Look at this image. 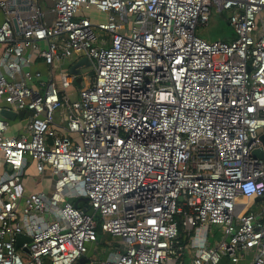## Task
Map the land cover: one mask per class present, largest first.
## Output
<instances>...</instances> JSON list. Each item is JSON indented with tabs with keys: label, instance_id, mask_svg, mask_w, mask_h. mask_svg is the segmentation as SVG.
<instances>
[{
	"label": "built area",
	"instance_id": "built-area-1",
	"mask_svg": "<svg viewBox=\"0 0 264 264\" xmlns=\"http://www.w3.org/2000/svg\"><path fill=\"white\" fill-rule=\"evenodd\" d=\"M212 9L230 11L232 41L195 33ZM52 10L47 22L39 0H0V107L29 111L16 135L0 115V264H75L99 228L120 241L101 264H237L250 253L247 264H264V157L252 154L264 133V0ZM83 56L94 74L72 99L77 75L60 69L56 84L54 64ZM32 162L48 191L26 192ZM241 197L260 208L241 209ZM213 224L222 235L209 244ZM20 233L30 240L16 246Z\"/></svg>",
	"mask_w": 264,
	"mask_h": 264
},
{
	"label": "crops",
	"instance_id": "crops-1",
	"mask_svg": "<svg viewBox=\"0 0 264 264\" xmlns=\"http://www.w3.org/2000/svg\"><path fill=\"white\" fill-rule=\"evenodd\" d=\"M55 0H39V3L42 7V10L44 12V20L47 22H51L52 18H53V5H54ZM95 12L97 14H99L100 16L98 18L93 17L91 13ZM85 14H87L93 21H100V20H105L107 18V13L105 12H101L98 11L95 8H90L86 11H84ZM3 19V14L0 11V22ZM41 46L44 47L45 43L42 42ZM2 46H0V52H1ZM33 56H34V63L32 64V69L33 70H40V72L42 73V77L45 78L47 76L48 73V67L47 64L44 62L43 57L41 55L38 54V52L33 51ZM72 62V59H65L63 61H58L54 64V73L56 74L55 78V83L59 84V79L57 77V72L60 69H65L68 68L70 66ZM34 82H38V79L34 80ZM36 83H33L36 85ZM72 87V86H71ZM0 105L2 106H6V103L1 101ZM29 111L27 110H21V111H15L14 112V116L7 118L4 117V119L7 121V129L5 130V134L6 135H16L19 133H22L24 131H26V121H27V117H28ZM59 116H56V119H58ZM7 167V165L5 164L2 155L0 153V175L3 173V170ZM35 176H37V178L39 177L38 173L36 172L35 169V165L34 163H30V165L25 169L24 171V183H25V187H26V192H32V191H36V190H40L36 185L39 183V178L37 180H35ZM41 181H45V179L41 180ZM48 181V180H47ZM240 203H248V207L245 206H241V209H249V210H256L260 208V202L261 199L259 197H250L249 199H246L244 197H241L239 199ZM211 229V228H210ZM210 229L208 230V234H207V241L209 244H214L213 242H209V232ZM101 236V240H104L105 238L109 237L111 240L108 241H112L113 244L111 245V248H109L110 250L108 251L107 254H104L105 256L101 259L97 258L94 256L93 254V250H95L96 245L98 243V235H97V240L91 243H88V249L85 252V254L82 256V260L79 261L77 260V262L75 264H101V261L103 259H105V257L112 252L113 250L116 249V245L120 244L119 239L113 241L112 239H115L116 237H113L112 235L105 233V232H100ZM89 248L91 250H89ZM112 250V251H111ZM251 254V253H250ZM250 254H247L245 256L244 259H242L241 261H239V263L237 264H247L248 262V257L250 256ZM188 256V254L185 255V258ZM221 264H232L230 263L228 260L223 259Z\"/></svg>",
	"mask_w": 264,
	"mask_h": 264
},
{
	"label": "rangeland",
	"instance_id": "rangeland-1",
	"mask_svg": "<svg viewBox=\"0 0 264 264\" xmlns=\"http://www.w3.org/2000/svg\"><path fill=\"white\" fill-rule=\"evenodd\" d=\"M224 14L226 19L222 18L219 15V12H217L215 9H212L210 13L209 20L205 24H198L195 29V33L203 38L206 41H214V40H223L230 42L235 38V32L233 28L227 23V17L230 14L229 10H224ZM92 18H98L100 15L92 12L91 13ZM94 19V18H93ZM94 69L89 70L86 72L87 76L93 75ZM82 77V73L77 75V78L74 79L72 83V87L68 88V92L70 97L73 99L76 97L77 87L80 86V83H78V78ZM39 178V177H38ZM37 176H35V180L38 179ZM40 190H46L48 191L50 189L49 181H39V183L36 185ZM97 220L100 222L99 214L96 215ZM102 232L100 228L98 229V243L96 245L95 250H93V254L95 257L101 259L107 254L108 251L111 248V245L113 244L109 237L105 238L104 240H101V234ZM222 232L219 225H211V229L209 232V242H215L216 240H219L221 238ZM185 239V236H183ZM113 241L118 240V238L112 239ZM89 244H87L88 247ZM89 250H91L89 248ZM187 258V257H186Z\"/></svg>",
	"mask_w": 264,
	"mask_h": 264
},
{
	"label": "water",
	"instance_id": "water-1",
	"mask_svg": "<svg viewBox=\"0 0 264 264\" xmlns=\"http://www.w3.org/2000/svg\"><path fill=\"white\" fill-rule=\"evenodd\" d=\"M219 15L222 18L226 19L224 12H220ZM92 69H93V65L91 61L89 60V58H87L86 56L80 57L79 59L71 63L70 66L68 67L69 72L76 74V75H79L80 73H86L87 71L92 70ZM0 115L6 118H10L14 116V111H11L10 109L6 107H0ZM259 139L261 140L262 145L254 148L252 150V154L256 157L263 158L264 157V133H262L259 136ZM79 202L84 203L83 209L86 210L88 206L87 198L86 197L79 198L75 200L74 204L77 205ZM24 240H30V237L22 233L18 234L17 239H16V246H20ZM78 260L81 261L82 256Z\"/></svg>",
	"mask_w": 264,
	"mask_h": 264
},
{
	"label": "trees",
	"instance_id": "trees-1",
	"mask_svg": "<svg viewBox=\"0 0 264 264\" xmlns=\"http://www.w3.org/2000/svg\"><path fill=\"white\" fill-rule=\"evenodd\" d=\"M79 205L83 204L82 202L78 203Z\"/></svg>",
	"mask_w": 264,
	"mask_h": 264
},
{
	"label": "bare ground",
	"instance_id": "bare-ground-1",
	"mask_svg": "<svg viewBox=\"0 0 264 264\" xmlns=\"http://www.w3.org/2000/svg\"><path fill=\"white\" fill-rule=\"evenodd\" d=\"M7 119V118H6Z\"/></svg>",
	"mask_w": 264,
	"mask_h": 264
}]
</instances>
